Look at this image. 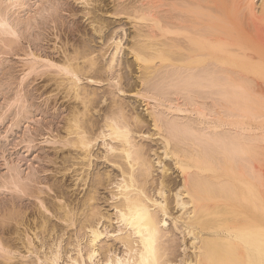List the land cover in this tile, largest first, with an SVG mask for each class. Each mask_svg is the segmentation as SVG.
Masks as SVG:
<instances>
[{
    "label": "bare ground",
    "instance_id": "obj_1",
    "mask_svg": "<svg viewBox=\"0 0 264 264\" xmlns=\"http://www.w3.org/2000/svg\"><path fill=\"white\" fill-rule=\"evenodd\" d=\"M111 10L133 25L128 74L112 76L122 40L108 46V66L99 63L107 49L96 57L86 44L58 59L31 54L25 77L53 70L52 93L74 100L63 157L74 189L57 191L54 205L41 201L37 217L19 213L23 231L2 223L0 264H264V0H118ZM90 25L103 39L108 24L95 16ZM0 29L17 35L2 15ZM103 83L111 105L94 120L92 86ZM98 141L117 174H93ZM101 187L116 190L113 214L100 205ZM52 211L71 229L65 247Z\"/></svg>",
    "mask_w": 264,
    "mask_h": 264
},
{
    "label": "rangeland",
    "instance_id": "obj_2",
    "mask_svg": "<svg viewBox=\"0 0 264 264\" xmlns=\"http://www.w3.org/2000/svg\"><path fill=\"white\" fill-rule=\"evenodd\" d=\"M117 2L118 0H102L101 6L98 7L93 3L85 5L81 0H25V8L17 9L14 8L12 0H0V15L7 18L17 32V35H14L0 29V227L4 221H6L5 225L11 228L19 227L13 221L19 213L26 212L28 220L33 216L37 217L41 201L54 205L58 202L55 199L57 191L63 190L66 195L74 189V187L68 189L75 177L72 171H66L68 163L63 161V157L69 152L64 142L74 100L63 98L64 95L57 91L52 93L56 88L54 82L49 81L55 74L53 70L48 72V68H41L38 73L25 77L29 73L31 54L58 59L62 58L64 50L82 49L86 44L90 45L91 49H96L94 56L99 57L105 49L108 51V46L115 40H122L124 47L114 63L112 76L128 74L125 70L126 64L123 67L121 64L125 60L134 62L132 55H128L132 43L133 25L125 16L111 15V9ZM88 11H91L90 15ZM95 16L108 24L103 39L92 31L90 21ZM112 55L113 47L104 58H99L100 65L108 66ZM135 70L132 74L133 83L139 75ZM126 77L130 78V76ZM84 83L90 85L88 81ZM92 87L97 88L100 94V101L93 108V118L102 120L100 115L102 116L111 105L109 95L106 94L103 99V94L108 89L107 83ZM127 93L126 96L132 97L133 93L129 94V91ZM132 99L131 104L137 107L138 113L147 115L144 103L142 104L140 100L135 101L134 97ZM102 124L103 121L100 125ZM148 124L149 122L146 125ZM149 126L146 127L150 131L148 128L144 130L153 133V127ZM96 145L93 174H105L109 171L117 174L113 165L103 159L105 151L103 142L98 141ZM160 145L156 138L150 143L152 149L159 150V154L162 153ZM153 159L156 162L157 156ZM169 161L165 160L166 165ZM169 166L172 167V164L167 167ZM159 167L161 166L156 165L154 169L155 178L161 175ZM88 187L89 185L81 189L85 193L88 192ZM100 189L102 191L100 205L102 204L106 213L113 214V208H110L113 203L112 187ZM83 195L82 192L80 197ZM53 213L52 211L48 214L52 217V222L57 224L60 230L58 233L66 234L63 242L65 247L71 242V229L68 232L67 224L54 217ZM8 218L11 219L6 220ZM115 226L110 231L117 230L118 225ZM19 228L20 231L24 229ZM12 237L14 238L15 235ZM36 243L38 246L41 245L39 240ZM71 248L69 246L67 249L68 256H75L76 252ZM45 250L43 248L42 252ZM118 250V254L122 253V250ZM33 260L32 257L29 258V262ZM67 260L65 259V262ZM18 262L21 263L19 260Z\"/></svg>",
    "mask_w": 264,
    "mask_h": 264
}]
</instances>
